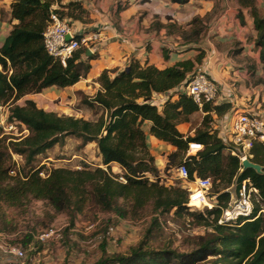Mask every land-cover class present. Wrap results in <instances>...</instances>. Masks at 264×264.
<instances>
[{
  "label": "trees",
  "instance_id": "1",
  "mask_svg": "<svg viewBox=\"0 0 264 264\" xmlns=\"http://www.w3.org/2000/svg\"><path fill=\"white\" fill-rule=\"evenodd\" d=\"M172 1L183 4L187 0ZM52 2L13 0L9 4L10 18L16 23L0 45V106H9L8 117L25 126L28 134L8 142L0 139V201L11 207H23L30 199L45 201L55 213L66 212L71 225L74 214L89 205L120 217L126 216L127 210L136 214L150 206L156 216L150 218L147 234L159 227L158 215L171 211L177 217L189 215L212 228L188 252L168 246L152 249L141 240L125 254H108L104 249L92 264H264V215L257 214V205L249 217L240 216L228 224L217 222L230 199V192L224 189L231 184H235L237 192L242 181L248 179L264 203V142H254L249 157L262 166V173L251 168L240 170L239 158L225 150L226 145L210 125L212 113L221 116L231 105L206 102L199 106L180 90L192 71L190 61L160 69L132 60L118 71L104 69L96 79L100 88L86 99L90 107L102 111L95 120L46 111L32 99H25L23 105L16 103L48 87L72 86L86 76L94 58L93 54L84 56V47L73 51L65 65L48 54L42 33ZM237 2L250 7L255 45L264 64V17L258 13L255 0ZM61 7L55 12L70 20L81 19L84 13L79 1ZM238 17L243 23L241 12ZM204 26L201 18H193L183 38L198 39ZM158 93H167L160 107L154 102ZM199 110L204 112L200 126L193 134H182L177 124L188 122ZM148 134L175 148L168 160L179 158V164L184 162L190 178L210 177L215 206L193 212L186 204L187 191L179 183H161L147 144ZM67 136L80 139L79 147L94 143L104 167L85 163L75 169L55 166L42 176L43 167H35L33 162L53 146L63 145ZM190 141L201 143L203 149L185 157ZM12 154L21 156L30 166L23 175H10ZM112 163L122 168L120 176L124 181L111 172Z\"/></svg>",
  "mask_w": 264,
  "mask_h": 264
},
{
  "label": "crops",
  "instance_id": "2",
  "mask_svg": "<svg viewBox=\"0 0 264 264\" xmlns=\"http://www.w3.org/2000/svg\"><path fill=\"white\" fill-rule=\"evenodd\" d=\"M12 1L0 0V10L6 13L5 19L0 18V45L16 23L10 18ZM70 1H79L84 9L81 19L70 20L71 28L75 33L99 31L100 41L91 53L94 58L85 77L72 86H52L24 96L38 107L72 114L70 105L76 99L75 90L82 88L89 94L91 89L95 93L100 88L96 79L104 69L118 71L132 60L160 69L190 61L193 66L188 75L204 71L219 84L220 92L213 104L229 103L228 111H253L264 116V64L255 45L250 7L240 6L237 0H187L183 4L172 0H53L51 8L62 9ZM255 6L264 17V0H255ZM196 17L202 19L204 29L198 39H184L182 33L190 29ZM166 94L154 95L159 107ZM44 96L59 97L60 105L50 104ZM203 115L199 110L190 119H202ZM212 117L211 125L215 126L220 117L213 113ZM189 123L181 122L177 129L184 135L192 134L194 129H190ZM149 142L156 148L174 149L151 134L147 135ZM156 151L150 149L154 156ZM112 164L121 170L117 163Z\"/></svg>",
  "mask_w": 264,
  "mask_h": 264
},
{
  "label": "rangeland",
  "instance_id": "3",
  "mask_svg": "<svg viewBox=\"0 0 264 264\" xmlns=\"http://www.w3.org/2000/svg\"><path fill=\"white\" fill-rule=\"evenodd\" d=\"M1 8L0 18L5 19L6 13ZM0 30V34H1ZM84 92L82 88L75 90V101L70 105L72 115L85 119L95 120L101 115L98 108L90 107L86 99L93 95L88 89ZM43 92V91H42ZM45 101L50 104L60 105V98L51 99L44 96ZM25 97H22L17 104L23 105ZM66 103H69L68 101ZM68 105V104H66ZM9 106L3 105L0 108V139L5 141L18 140L28 134L25 126L10 119L7 116ZM63 115V112H56ZM7 117V118H6ZM3 118V122H1ZM190 129L200 126L201 117L197 116L189 120ZM194 131H192V134ZM191 134V133H190ZM80 139L74 136H67L63 145H55L44 154L39 155L33 162L35 167H43L42 176L48 169L55 166L69 168H80L83 163L93 166H101V158L94 143L79 147ZM149 150L157 149L155 152V165L160 171V180L164 185H178L174 178V168L179 165V158L174 162L168 160V155L175 150H168L165 147L156 148L155 144L147 143ZM152 154V153H151ZM14 165L10 175L18 173L21 175L30 169L24 164L21 156L12 154ZM121 168V167H120ZM111 172L120 178L123 170H118L117 165L111 164ZM121 179V178H120ZM235 196V184L224 189ZM209 196L215 202L212 184ZM216 203V202H215ZM264 209V203L260 204ZM208 209V208H205ZM127 215L120 217L114 212H103L92 205L75 213L73 224L69 222V215L55 213L52 208L42 200L30 199L23 207H11L0 201V241H8L19 245L24 251L22 259L3 256L0 254V264H92L105 249L106 253H127L130 248L144 240L147 247L159 249L170 247L178 252H188L195 246L199 237L207 236L212 232L211 227L197 223L189 215L177 217L173 211L167 214L158 215V228L151 229L147 234V228L151 226L150 218L156 216L152 213L151 207L146 206L136 214L127 210ZM193 212H202L200 209H192ZM53 227L60 235L58 238L40 241L38 235L47 228ZM108 227L112 230L108 231Z\"/></svg>",
  "mask_w": 264,
  "mask_h": 264
},
{
  "label": "built area",
  "instance_id": "4",
  "mask_svg": "<svg viewBox=\"0 0 264 264\" xmlns=\"http://www.w3.org/2000/svg\"><path fill=\"white\" fill-rule=\"evenodd\" d=\"M57 8H51L49 19L43 30V42L48 54L58 59L62 65L66 64V59L70 57L76 49L84 47L93 53L98 42L100 41L99 31H88L75 33L71 28L70 19L60 17ZM77 35L79 36L77 38ZM68 36V38H67ZM180 90L190 96L199 106L203 103H213L220 92V86L216 80L210 77L204 71H195L191 73ZM1 108V106H0ZM9 116V113H7ZM220 117L215 129L222 142L226 145V151L235 155L241 161L243 158L251 156L250 149L254 142H264V116L253 111H235L230 110ZM7 118V117H6ZM3 122V118L1 119ZM15 122H18L14 120ZM19 123V122H18ZM22 125V124H21ZM26 131V128H25ZM203 149V145L196 141L188 143L185 157L194 155ZM174 178L187 191V206L190 209L205 208L211 209L215 206V202L209 196L211 187L210 177H189L187 165L182 162L174 168ZM121 180L124 181L122 177ZM263 203L258 191L250 185L248 179L242 181V184L235 196H231L227 205L222 208L220 217L217 222L219 224H228L237 220L240 216L249 217L255 205L259 207L257 214L264 215V209L260 207ZM112 228L108 227V231ZM60 235L53 228H47L38 235L40 241H46L52 238H58ZM4 238V236H2ZM2 238V239H3ZM1 239V240H2ZM0 240V241H1ZM0 254L7 257L22 259L24 251L17 244L2 241L0 244Z\"/></svg>",
  "mask_w": 264,
  "mask_h": 264
},
{
  "label": "water",
  "instance_id": "5",
  "mask_svg": "<svg viewBox=\"0 0 264 264\" xmlns=\"http://www.w3.org/2000/svg\"><path fill=\"white\" fill-rule=\"evenodd\" d=\"M68 38V36H67ZM91 55V51L89 49H85V53H84V56L85 57H88ZM240 164H241V168L240 170H244L246 168H251L253 170H255L257 173H262V166L255 163V162H252L249 158H243L241 161H240Z\"/></svg>",
  "mask_w": 264,
  "mask_h": 264
}]
</instances>
